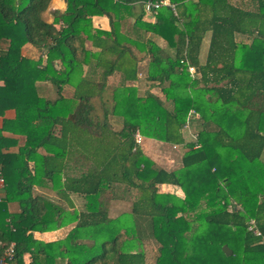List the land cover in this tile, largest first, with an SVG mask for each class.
Instances as JSON below:
<instances>
[{
    "label": "trees",
    "instance_id": "trees-1",
    "mask_svg": "<svg viewBox=\"0 0 264 264\" xmlns=\"http://www.w3.org/2000/svg\"><path fill=\"white\" fill-rule=\"evenodd\" d=\"M148 1L0 0L5 264H146V242L153 264H264V0ZM136 131L184 148L181 164Z\"/></svg>",
    "mask_w": 264,
    "mask_h": 264
},
{
    "label": "rangeland",
    "instance_id": "rangeland-1",
    "mask_svg": "<svg viewBox=\"0 0 264 264\" xmlns=\"http://www.w3.org/2000/svg\"><path fill=\"white\" fill-rule=\"evenodd\" d=\"M230 1L235 3V4H238L244 8H250V7L253 8V6L256 5L254 0H230ZM93 23L95 25H100L98 18H95L93 20ZM2 44L4 46L6 45L5 43H2ZM87 46H89V43H87ZM35 49H31L30 47H26V48L22 49V53L29 58L36 59V58H39L41 54L37 49L36 50ZM145 64H146L145 60L141 61L140 68H141L142 72L140 73V75H138L141 79L144 78ZM147 88L150 89V91L153 94H156L157 96L163 98V95L157 86L148 87L147 84H145V85L141 86L140 91L144 92V90H146ZM70 92H71V89L66 90L65 95H69ZM185 137H186V139H189L190 137H192L188 130H187V133L185 132ZM148 142H151V143L154 142V144L152 143L151 145H149ZM141 143H142V148H144V150H145L144 152L146 154H148L152 159L156 160L157 162H160V163H158L159 165L163 164L164 166H167L169 168H174L180 164V162H181L180 157L184 151V148H182L181 146L176 145V144H172V143L160 142V141L154 140V139H151V140L142 139ZM161 189L166 190L167 188L162 186ZM0 194H1V186H0ZM108 195H109V192L105 193L104 197L106 198ZM66 230H68V227ZM65 232H66L65 230L62 231V235ZM146 243H147V245L139 247L136 250L144 251L146 253V264H153L154 258L157 254V250H156L155 245L148 243V242H146Z\"/></svg>",
    "mask_w": 264,
    "mask_h": 264
},
{
    "label": "crops",
    "instance_id": "crops-1",
    "mask_svg": "<svg viewBox=\"0 0 264 264\" xmlns=\"http://www.w3.org/2000/svg\"><path fill=\"white\" fill-rule=\"evenodd\" d=\"M65 6H66V0H51V2H50V9H55V8H57V9H60V10H63L64 8H65ZM95 18H98L99 19V24L100 25H95L94 23V25L95 26H99V27H101V28H104V29H108V20H107V18L105 17V16H93L92 17V19L94 20ZM52 20V16L51 15H49L48 17H47V21L48 22H50ZM92 20V21H93ZM26 47H30L31 49H35L33 46H31V45H29V44H27L26 46H24L22 49H24V48H26ZM36 50V49H35ZM66 91V90H65ZM65 91L63 92V94H65ZM14 116V112H13V110H6V111H4V117H7V118H11V117H13ZM2 116H0V126H1V124H2ZM4 134H6V133H4ZM143 139L144 140H151V139H148V138H144L143 137ZM154 140H156V139H154ZM159 141V140H158ZM160 142H162V141H160ZM149 143V145H151L152 143L154 144V142H148ZM143 150H144V148H143ZM145 151V150H144ZM154 160V159H153ZM157 164L158 163H160V162H157L156 160H154ZM180 164H181V162H180ZM179 164V165H180ZM159 165V164H158ZM171 165V164H170ZM179 165H177L176 167H174V168H177ZM160 166H162V167H164V168H166V169H173V168H169V167H167V166H164L163 164H160ZM0 186H1V183H0ZM163 187H165V186H163ZM165 188H167V189H169V190H171V191H174L176 194H181V190L180 189H178V188H174V187H165ZM171 188V189H170ZM105 201L107 202V206H108V201H109V195L105 198ZM67 227H68V229H69V226H65V227H62V228H60V229H57V230H54V231H47V232H33V235L35 236V237H37V238H40V239H43V240H45V241H50V240H55V239H58V238H61L62 236H64L65 235V233L68 231V230H66L67 229ZM66 231L63 235H62V231Z\"/></svg>",
    "mask_w": 264,
    "mask_h": 264
},
{
    "label": "built area",
    "instance_id": "built-area-1",
    "mask_svg": "<svg viewBox=\"0 0 264 264\" xmlns=\"http://www.w3.org/2000/svg\"><path fill=\"white\" fill-rule=\"evenodd\" d=\"M161 4L170 5L169 0H160L159 2H154V3L148 1L146 3L147 6H153L155 8H157ZM188 71L191 74H193L195 69L192 66H189ZM184 128L188 129V125L186 124L184 126ZM190 135L193 136V134H190ZM135 141L137 143H141V141H142V135L138 131H136V133H135ZM0 182H1V180H0ZM248 230L252 231L257 236H261V232L258 230V228H256L255 222L253 220L250 221ZM262 242H264V237H262ZM13 253H14V244L10 243L5 248L2 256L0 257V264H5L7 261L11 260L13 258Z\"/></svg>",
    "mask_w": 264,
    "mask_h": 264
}]
</instances>
